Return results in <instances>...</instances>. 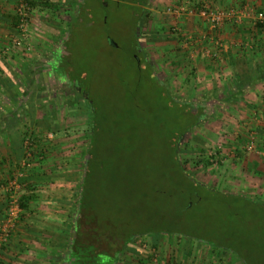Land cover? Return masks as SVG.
<instances>
[{"label": "rangeland", "instance_id": "rangeland-1", "mask_svg": "<svg viewBox=\"0 0 264 264\" xmlns=\"http://www.w3.org/2000/svg\"><path fill=\"white\" fill-rule=\"evenodd\" d=\"M79 1L74 0L69 5L65 0H49L47 4L37 0V4L33 5L30 17L32 40L33 37L42 35L41 33L47 34L46 23L49 26H68L77 15V19L68 27L70 40L67 45L72 54L67 59L59 55L60 59H55L54 63L60 66L58 70L64 75L69 62L70 75H66L79 84L75 82L77 85H74L67 81L68 77L64 81L65 77L51 73L27 74L24 69L26 66H21L24 63L18 66L14 61L15 77L19 78L21 85L6 92L0 90V122L3 124L5 120L12 121L11 128L22 132V137L23 130L27 127L34 129L44 141L42 144L47 147L44 151L49 155L40 162L33 157L29 165H24L23 154L21 160L16 161V165L13 164L12 170H8L11 175L7 171L6 174H1L0 192L4 191L1 190L2 184L12 180L17 172L21 175L19 179L34 175V180L40 181L41 187L36 185L29 188V182L25 181L21 183L20 189L13 188V192L20 198L23 195L29 196L31 190L38 189L35 193L42 195L43 200L48 202L45 206L56 204L53 208L48 207V212L54 217L55 214L66 216L64 235L65 238L70 237L71 221L77 209V194L82 188V169L86 157L88 158L89 135L94 126L93 115L88 108L89 94L98 110L103 109L98 118L99 121L103 118V139L94 149L102 159L101 162L98 158L100 162L95 164H102V167L95 165L94 178L91 179L93 184H97L95 195L104 202L102 210H107L109 214L117 211L124 216L125 221L132 216L135 220L138 217L133 225H126L129 229L146 227L152 222H158L163 216L167 221L180 218L181 215L176 213L179 203L171 193V189L175 187L161 175V170H169L159 161L164 151L163 142L168 141L169 133L174 128L171 121L173 117L167 109V100L159 95L160 89L149 90L144 81L136 82L132 56L136 48L134 32L138 34L141 51L175 99L180 103H201L198 100L199 92L193 93V88H190L191 91L186 89L189 86L186 87L184 83H187L188 76L176 74L168 58L157 62L153 54L158 45L151 40L148 22L138 33L135 25L140 17L131 11L127 0H83L84 8L78 9ZM157 1L148 0L144 5V15L149 12L152 18L151 11L156 7ZM37 20L40 25L36 29ZM64 33L62 36H65ZM36 61L38 60L34 59L32 63ZM132 92L136 93L134 98L131 97ZM127 96L132 98L133 103ZM217 104L214 101L204 103L205 107L210 106V112L183 136L180 142V160L187 172L193 174L200 183L222 192L246 196L253 202L236 203L232 205L233 208H228L226 205L222 207L203 200L187 213V217L184 216L181 224L183 231H193L205 239L201 241L163 234L159 247L152 245L151 238L144 235L133 241L130 250L126 251L120 245L122 241L109 233L115 232L118 227H111V223L105 222L99 231L106 234L97 239L102 250H111L113 256L118 250L126 251V254H131L130 264L147 260L145 255L151 252L157 254L159 261L155 263L149 254V264H182L179 256L185 248L190 249V245L199 249L185 255V258L195 264H243L240 258L223 247L225 244L235 251L251 250L258 259L264 258V250L260 244L264 239V212L260 210V206L264 204V179L261 182L255 181L250 172L234 170L231 160L233 156H237V150L242 153L250 152L246 148L248 139L244 134L253 129L249 122L233 115L234 107H216ZM129 106H132V111L128 112L126 109ZM125 124L126 128L134 126L133 133L126 128L125 131L122 130L121 125ZM49 133L52 135L48 136ZM125 133L128 138L130 133L133 135L134 144L127 143L128 147L122 148ZM67 175L73 177L71 182L66 181ZM5 179L7 181L1 183ZM164 190L168 192L163 194ZM69 194H72L71 198ZM60 195L70 198L65 200L64 206L61 202H55ZM21 207L24 208L22 204ZM83 220V230L94 228L86 224L85 217ZM94 234L95 232L90 231L84 238L90 243H96ZM213 244H219L221 248L213 247ZM103 254L102 260L107 261V255Z\"/></svg>", "mask_w": 264, "mask_h": 264}, {"label": "crops", "instance_id": "crops-1", "mask_svg": "<svg viewBox=\"0 0 264 264\" xmlns=\"http://www.w3.org/2000/svg\"><path fill=\"white\" fill-rule=\"evenodd\" d=\"M19 1L0 0V78H6L5 75L11 76L21 85L19 78L15 77L14 61L18 66L24 63L21 66H26L24 69L27 74L61 73L58 70L60 66L54 61L59 59V55L66 59L71 56L70 47L67 45L70 40L68 27L74 23L77 15L68 26H49L46 23L47 34L41 33L42 35L33 37L34 45L31 52L13 48L8 50L7 54H3L5 48L11 46L12 38L17 33L15 7ZM73 2L74 0H65L69 5ZM82 2L83 0H80L79 4ZM203 5L220 10H246L248 13L242 16L232 15L225 19L219 28L213 30L200 11ZM81 7L84 8V2ZM260 10H264V0H158L156 7L151 11L152 18L148 21L147 29L152 35L153 43L158 45L153 54L157 62L168 58L176 74L183 73L188 76L187 83H184L186 87L189 86L186 89L191 91L190 88H193V91L195 90L193 93L199 92L198 100L202 104L214 101L218 103L216 107L231 105L230 107H234L235 110L233 115L252 126V131L257 135L258 152L242 153L237 150V156L231 158L232 167L234 170L250 172L254 175L253 180L261 182L264 179V29L255 18L256 12ZM35 22L37 29L40 22L39 20ZM137 27L141 31L144 26L139 21ZM62 33L65 36H62ZM181 38L184 40L181 41ZM217 40L223 43L222 47L217 46ZM210 51L216 52L217 55H210ZM34 59L38 61L32 63ZM67 67L69 68L66 73L70 75L69 62ZM0 90H6L1 83ZM6 121H3V124L0 122V176L3 172L6 174V171L11 175L8 170H12L13 164L16 165L15 162L21 160L23 154L22 132L12 129L9 124L7 125L9 121ZM244 135L247 137V133ZM236 147L238 148L237 145ZM48 155L49 153L45 151V156ZM31 176L36 179L34 175L26 177L31 180ZM39 183L40 181L34 180L31 187ZM37 190L30 191L25 201L26 206L8 242L0 246V264H71L67 254L71 249L74 235L72 232L69 238H65L63 224L66 216L55 214L54 217L48 212L46 209L53 208L56 204L45 206L44 204L48 202L43 200L42 195L35 193ZM39 191L42 192L41 189ZM71 195L69 194L70 198ZM57 197L58 201L55 202L57 204L61 202L63 206L65 200H70L63 198L62 195ZM4 214L0 210V222ZM145 236H149L151 244L157 247L163 238L151 234ZM197 249L199 248L191 245L190 249L185 248L183 254L179 256L182 264H195L186 260L185 255H190ZM126 251L120 253L124 257L107 255L106 260L117 258L119 264H130L131 254H126ZM147 255H145L147 260L143 259L138 264H149Z\"/></svg>", "mask_w": 264, "mask_h": 264}, {"label": "trees", "instance_id": "trees-1", "mask_svg": "<svg viewBox=\"0 0 264 264\" xmlns=\"http://www.w3.org/2000/svg\"><path fill=\"white\" fill-rule=\"evenodd\" d=\"M29 1L32 4V6L37 4L36 3L37 0H29ZM39 1L41 2V0ZM42 1H44L46 4L49 3V0H42ZM127 1L128 4L130 5L131 11H133L134 13H136L138 17H140V20L138 19L135 26L138 25L139 21L143 25H145V23L151 19L149 12H146V14L144 15V5L147 4L148 0H127ZM82 3L79 4L80 8L82 6ZM142 17H143V21H142ZM134 37L136 39L135 41L136 48H134V53L132 54V56L135 63L133 65V68L135 69V74L137 75L136 82L144 81L146 87H148L149 90L153 89L155 91L156 89H160L159 95L167 100L166 101L167 109L169 110L170 114L173 117L171 121H173L174 123V128L173 131L169 133L168 141L163 142L164 151L161 154L159 161L161 164H163L166 167L167 170H169V172L161 170V175L165 177L164 178L165 180H170L173 186L175 187L173 190L171 189V193L179 203V205L177 206L178 209H176V213L178 212L179 215H181V217L180 218L177 217V219L173 218L167 221L163 216L162 218L159 219L158 222H152V224L147 225L146 227L141 226L139 228L129 229L126 225L127 224L133 225L135 221L138 220V217L135 220V218H133V216L130 215L132 217L131 219L129 218L130 220L127 219L128 220L127 222V220L125 221L124 216H121L117 211H111L112 213L109 214L107 210L105 212L102 210L104 202L102 199H98L97 196L95 195L97 194L95 187L97 184H93L92 183L93 180L91 179L94 178V173H95L94 168L97 167L98 165L99 168L102 167V164H95V162H100V161L102 162V159H100L98 156L100 153L97 155L98 151L95 150L98 147L97 146L98 143L99 142L101 143L103 139L102 138L103 118H101L100 121L98 119L99 117H101L100 114L103 111V109L101 111L98 110V107L96 106L93 98H91L90 95L88 94L87 96L89 102L88 108L90 109L93 115L94 126L89 135V143H88L89 147L87 152L88 158L86 157V163L84 164L82 169V178L80 180L82 188L81 191L77 194L76 215L72 217L73 219L71 221L72 224L71 227L74 236L72 239L73 242L71 245V249L67 254V256L70 257L71 264H115L117 262V258L115 260H107V261L102 260L101 255H104L103 253H105L106 255H110L109 252H111L108 250L107 251L102 250L100 247L101 245L98 243L100 241L97 240L99 238L98 236L106 234L105 232L99 231L100 228H103L102 225L105 222L111 223V227L112 226L115 227V225L118 227V229H116L115 232L110 231L109 233L110 235H113L116 239L122 241V244H120L122 248H131V243L133 241L147 234H151L153 236H162L163 234H167V235L175 234L177 236H184L187 238L190 237V239H199L202 241V239L203 240L205 239L203 236L199 235L198 233H194L193 231H183L184 228L181 224L182 222L181 220L185 218L184 216L187 217V213L191 209H193L195 205H197L203 200H207L211 202V204L213 205L218 204L219 206L221 205L222 207L226 205L225 207L231 208L232 205L234 206L236 203L245 202V204H247L253 202L246 196L238 195L230 192H222L215 189L214 187L206 186L200 183L199 181H197V179L193 176V174L187 172V169L183 166L179 157L180 142H182L183 136L186 134V132H188L192 127H194L201 120L203 116L209 114L210 108L205 107V105L202 103L191 102V101H185L180 103L177 99H175V96H173L170 93V91L166 88L164 82L159 80V76L155 71V67L152 65V63L149 62L145 53L141 50H137V47L139 46L138 45L139 37L136 31L134 32ZM134 54L137 55V58L134 56ZM69 80L70 82L77 81L75 79L72 80L71 78H69ZM0 83L3 85V87L6 88L5 92L11 88L20 86L19 82L17 80H13L11 76H6V78H0ZM81 88L83 91L87 92L83 87ZM135 94H136L135 92H132L131 97H133ZM127 97L130 99L131 103H133L132 98L130 96ZM126 110L128 112L132 111V106L127 107ZM8 124L12 126L13 122L9 121L7 122V125ZM121 127L123 128L122 130L125 131L126 124L121 125ZM126 129H128L127 130L128 132H132L134 130V126H128V128ZM27 136H30L32 142L31 147L33 149V157H35V159H37L40 162L42 159L45 158V151H44L45 148L44 145L42 144V142L44 141L40 139V135L38 136V134H36V131L34 129L31 130V128L27 127L26 130H23V137H22V143H23L22 148H23L24 156H26L24 141L27 138ZM127 143H130L131 145L134 144L133 135L131 133H130V138H128L125 133L121 147L124 148L125 146H127ZM33 157L30 159V162L33 160ZM98 158L100 161L97 160ZM72 178L73 177L70 175L66 176V179L68 180H71ZM30 179L31 180H29L28 177H23L20 178L19 181L20 183H24L25 181L30 182L29 183L30 184L29 188H30L31 182L34 181L32 176L30 177ZM6 181L7 179L3 180L1 183H4ZM160 190L162 191V189ZM167 192L168 190H164L162 193L166 194ZM0 197H2L1 198L2 206H0L1 213L6 214V209L8 207L9 193L7 191H1ZM28 197H29L28 195H23L20 197V201L23 207L25 206V201L28 199ZM260 207H261L260 210L264 212V204H262ZM251 210H253V208H251ZM84 217L86 219V224L92 225L94 228H92L91 230H83ZM90 231L95 232L94 240H96V243L95 242L90 243L88 240L84 238L86 237L87 234H89ZM260 244L262 245V249L264 250V239L260 241ZM64 246L66 247V244ZM214 246L220 247L219 244L217 245L213 244V247ZM223 247H225L227 251L231 252L232 254L240 258L243 264H263L264 258L258 259L256 256L253 255V252H251V250L235 251L231 249V247L227 244H225V246ZM121 252H122L121 250L116 251L114 253V256L120 255ZM111 254H112L111 257H113V252ZM153 255H154L153 252H151L150 253L151 259H153L154 257Z\"/></svg>", "mask_w": 264, "mask_h": 264}, {"label": "built area", "instance_id": "built-area-1", "mask_svg": "<svg viewBox=\"0 0 264 264\" xmlns=\"http://www.w3.org/2000/svg\"><path fill=\"white\" fill-rule=\"evenodd\" d=\"M33 6L30 3L29 0H20L18 4L16 5V15H17V33L12 38L11 46H8L3 51V54H7L8 50H13V48H16L18 50H22L25 52H30L33 48L32 44V32L30 30V17L32 14ZM200 11L202 15L206 18L209 26L211 29L216 30L219 28L222 23L227 19L228 17L232 15H244L248 12L246 10H220L216 8H212L208 5H203L200 8ZM255 18L257 22L261 24V27L264 29V10H260L256 12ZM217 46L222 47L223 43L220 40H217ZM210 55L216 56L217 53L210 51ZM49 135H52V133H49ZM247 144L246 148L252 152L257 150V135L254 131H249L247 133ZM31 139L30 136H27V138L24 141L25 144V151L26 156L24 159V165L30 164V159L33 157V149L31 147ZM220 148V147H218ZM19 175L18 172L16 176L13 177L12 180H8L6 184H2L1 190L7 191L9 193V200H8V207L6 209V214L0 222V246L7 243L13 230L16 227L17 221L19 220L23 208L21 207V202L19 196L16 195V193L13 192V188L15 190L20 189L22 184L19 181ZM154 262L156 263L159 261L157 254H154Z\"/></svg>", "mask_w": 264, "mask_h": 264}, {"label": "flooded vegetation", "instance_id": "flooded-vegetation-1", "mask_svg": "<svg viewBox=\"0 0 264 264\" xmlns=\"http://www.w3.org/2000/svg\"><path fill=\"white\" fill-rule=\"evenodd\" d=\"M137 28H138V30H137V31H138V33H139V27H137ZM138 41L140 42V40H138ZM138 45H140V44L138 43ZM137 50H142V49H141V46H138V47H137ZM135 57L137 58V55H135ZM138 62H139V61H138ZM55 75H57L58 77H60V76H61V78L65 77V78H63V80H64V79H66V77H68L67 75L65 76V74H64V75H62L61 73H55ZM62 76H63V77H62ZM64 81H66V80H64ZM67 81H68L69 83H72V84H74V85H77V84H78V83H77V84H75V82H70V80H69V77H68ZM68 82H67V83H68ZM80 89L82 90V88H81V87H80Z\"/></svg>", "mask_w": 264, "mask_h": 264}]
</instances>
